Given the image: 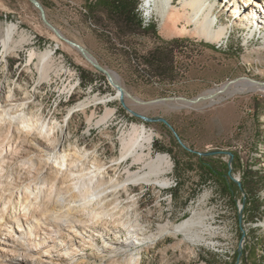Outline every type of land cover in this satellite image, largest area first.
Segmentation results:
<instances>
[{
    "label": "rangeland",
    "instance_id": "374dc122",
    "mask_svg": "<svg viewBox=\"0 0 264 264\" xmlns=\"http://www.w3.org/2000/svg\"><path fill=\"white\" fill-rule=\"evenodd\" d=\"M40 1L66 36L85 46L142 100L194 98L242 75L264 81V4L253 6L257 14L251 8L252 16H247L235 11L227 0H211L215 3L213 15L218 17L216 26H227L223 38L215 41L195 32L168 35L163 17L157 11L147 14L144 0L140 11L146 21L157 23L156 34L128 28L117 35L108 21L96 22L86 16L85 0ZM174 3L182 6L181 0ZM10 23L17 25V31L5 45L2 38ZM167 41L176 47L177 67L171 76L150 71L143 60ZM47 49L54 54L49 68L44 69L38 54ZM117 93L103 72L44 24L30 0H0L1 104L18 105V112H25L36 134L39 123L45 126L70 163L100 165L104 183L122 182L128 171L142 168L134 157L123 158V142L134 136L135 127L137 131L145 127L153 136L152 155L170 157L167 186L132 183L127 190L109 192L105 199L108 206L118 204L117 216L138 217L144 234L193 216L194 240L182 231L164 235L155 244L142 247L140 264H264V90L237 93L211 105L205 100L144 105L128 96L122 100ZM82 101L89 102L78 106ZM106 115V121L102 120ZM22 121L11 132L15 145L28 142ZM171 126L182 135L179 172L177 157L158 149L178 143ZM8 136L9 125L1 124L0 141ZM189 149L218 151L214 156L219 162H229L231 178L247 182V192L238 193V210L215 182L202 181L190 167L194 160L183 152ZM13 164L11 172L16 176L24 173L22 166ZM53 177L50 170L51 180ZM245 199L249 209L244 212ZM126 236L125 231L119 235ZM98 242L103 244L102 239ZM91 250L86 248L87 253Z\"/></svg>",
    "mask_w": 264,
    "mask_h": 264
},
{
    "label": "bare ground",
    "instance_id": "6f19581e",
    "mask_svg": "<svg viewBox=\"0 0 264 264\" xmlns=\"http://www.w3.org/2000/svg\"><path fill=\"white\" fill-rule=\"evenodd\" d=\"M181 1V7L175 5L174 0H144L143 6L147 14L160 13L168 35L195 32L215 41L223 38L227 26H216L215 3L211 0ZM227 2L234 5L235 11L248 13L247 16H252L253 6L264 4V0ZM252 12L257 14L254 9ZM16 31L15 23L6 27L2 38L5 45ZM53 54V49L38 54L44 69L49 68ZM113 75L119 80L116 73ZM220 87L209 91L215 92ZM259 89L264 90L263 83L246 78L204 103L211 105L227 96ZM120 94L118 92L117 97H121ZM88 102L82 101L78 106L85 107ZM19 110L14 102L4 105L0 101V125L10 128V136L0 141V264H97L98 261L102 264H140L142 247L147 243L155 244L164 235L182 231L194 240L190 228L193 216L176 226L165 223L156 232L144 234L138 217H119L118 204L106 205L109 192L127 190L132 183L154 182L160 186L170 183L165 176L171 167L170 157L161 153L152 155L153 136L145 127L140 131L135 127L134 136L123 142V158L134 157L143 164L142 168L128 171L122 182L104 183L100 165L70 163L68 154L57 140L49 137L46 127L39 123L36 126L39 134H36L29 117ZM108 116L102 120L106 121ZM20 120L21 123L24 120L29 138L28 142L15 145L11 132ZM13 163L22 166L24 173L16 176L11 172ZM50 170L54 173L52 180ZM122 231L127 235L124 238L119 237ZM98 239H102L103 244H99ZM86 248H91V252L87 253Z\"/></svg>",
    "mask_w": 264,
    "mask_h": 264
},
{
    "label": "trees",
    "instance_id": "16d2710c",
    "mask_svg": "<svg viewBox=\"0 0 264 264\" xmlns=\"http://www.w3.org/2000/svg\"><path fill=\"white\" fill-rule=\"evenodd\" d=\"M87 5L86 16L96 22L108 21L111 27L115 29V34H121L128 28L143 32H152L156 34L157 23L153 20L146 21L140 11L141 0H85ZM121 30V33H120ZM215 49H217L215 47ZM147 68L155 73L168 74L171 76L176 70V47L174 42L167 41L162 45L155 47L148 54L143 56ZM177 133L182 137L179 130ZM176 136V135H175ZM177 138V136H176ZM171 146H158V149L170 152L177 157L176 171H180L181 160L178 157L180 150V141ZM194 162L190 167L196 169L200 178L204 182L213 181L217 184L219 190L229 198L233 206L238 210L237 197L239 191L247 192V182L242 180L238 183L230 176L229 162L221 161L214 156L200 153L193 149L183 151ZM178 155V156H177ZM252 171V170H251ZM249 176V175H248ZM181 186L175 188L178 191ZM248 199H245L244 212L249 209ZM253 217V216H251Z\"/></svg>",
    "mask_w": 264,
    "mask_h": 264
},
{
    "label": "water",
    "instance_id": "95a60500",
    "mask_svg": "<svg viewBox=\"0 0 264 264\" xmlns=\"http://www.w3.org/2000/svg\"><path fill=\"white\" fill-rule=\"evenodd\" d=\"M30 1L32 2V4L36 8H38V10L40 12L41 19L44 22V24L48 28H50L58 36V38L62 39L63 41L67 42L68 44H70L71 46L76 48L91 64H93L99 71L103 72L107 76L110 84L113 85V87L116 88L118 90V92L121 93L120 98L122 100L124 99V94H127V96L129 98L133 99L135 102H137L139 104H144V105L164 103V102H170V101H183L186 103L195 104V103H198L200 101L207 100L216 94H221V93L225 92L231 84L239 82L240 80H244L246 78L252 82L264 84V81H262V80L255 79V78L249 77L247 75H242V76L236 77L234 79L228 80L227 82L222 84L221 87L218 88L215 92L207 91L206 93H203V94H201L197 97H194V98H189V97L180 95V96H165V97H160V98L151 99V100H142V99L134 96L132 93H130L127 90V88L118 79L115 78L112 70H110L109 68L102 65L98 61V59L85 46H83L81 43L69 38L68 36H66L50 20V18L48 17V14L46 12L45 6L43 5V3L40 0H30ZM145 119H147L149 121L153 120V118H150V117H145ZM162 119H163V121H167L165 118H162ZM171 128L173 129L175 135L177 136V138L181 142L180 136L178 135L177 131L172 126H171ZM200 153L208 154V155H214V154L218 153V151H207V152H200ZM238 182L241 183L240 181H238Z\"/></svg>",
    "mask_w": 264,
    "mask_h": 264
}]
</instances>
